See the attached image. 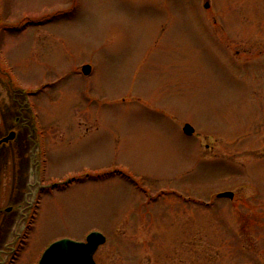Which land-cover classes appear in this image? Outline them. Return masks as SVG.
Instances as JSON below:
<instances>
[{
	"label": "rangeland",
	"instance_id": "rangeland-1",
	"mask_svg": "<svg viewBox=\"0 0 264 264\" xmlns=\"http://www.w3.org/2000/svg\"><path fill=\"white\" fill-rule=\"evenodd\" d=\"M10 131L0 264H264V0H0Z\"/></svg>",
	"mask_w": 264,
	"mask_h": 264
},
{
	"label": "water",
	"instance_id": "water-1",
	"mask_svg": "<svg viewBox=\"0 0 264 264\" xmlns=\"http://www.w3.org/2000/svg\"><path fill=\"white\" fill-rule=\"evenodd\" d=\"M208 7V2L205 3ZM85 74L91 70L89 65L82 68ZM183 130L186 134H191L193 128L185 124ZM15 132L11 131L2 141L13 139ZM232 197L231 192H221L218 197ZM105 236L99 231H92L86 236L85 241H76L69 238H63L52 242L42 253L38 264H96L93 254L99 245L105 242Z\"/></svg>",
	"mask_w": 264,
	"mask_h": 264
},
{
	"label": "flooded vegetation",
	"instance_id": "flooded-vegetation-1",
	"mask_svg": "<svg viewBox=\"0 0 264 264\" xmlns=\"http://www.w3.org/2000/svg\"><path fill=\"white\" fill-rule=\"evenodd\" d=\"M264 134V133H263ZM263 136V141H264V135H262ZM264 143V142H263Z\"/></svg>",
	"mask_w": 264,
	"mask_h": 264
}]
</instances>
